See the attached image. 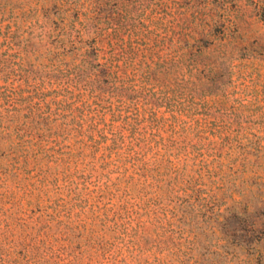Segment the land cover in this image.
<instances>
[{"label": "rangeland", "instance_id": "1", "mask_svg": "<svg viewBox=\"0 0 264 264\" xmlns=\"http://www.w3.org/2000/svg\"><path fill=\"white\" fill-rule=\"evenodd\" d=\"M0 264H264V0H0Z\"/></svg>", "mask_w": 264, "mask_h": 264}, {"label": "trees", "instance_id": "2", "mask_svg": "<svg viewBox=\"0 0 264 264\" xmlns=\"http://www.w3.org/2000/svg\"><path fill=\"white\" fill-rule=\"evenodd\" d=\"M71 82H72V81H71ZM116 89H117V88H116ZM134 92H138V90H137V89H134ZM114 95H116V96H123L124 93H122V91H112L111 94H110V97H112V96H114Z\"/></svg>", "mask_w": 264, "mask_h": 264}]
</instances>
